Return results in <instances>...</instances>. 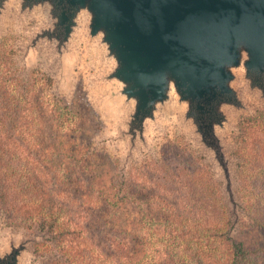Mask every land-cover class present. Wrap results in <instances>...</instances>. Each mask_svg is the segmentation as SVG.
<instances>
[{
  "label": "rangeland",
  "instance_id": "1",
  "mask_svg": "<svg viewBox=\"0 0 264 264\" xmlns=\"http://www.w3.org/2000/svg\"><path fill=\"white\" fill-rule=\"evenodd\" d=\"M10 18L0 27V86L9 88L7 95L0 90V100L10 98L19 104L21 119L16 126L22 130L39 128L33 122L43 110V150L30 146L29 155L17 152L15 157L38 176L43 204L49 202L56 209L57 202L69 200L64 214L84 225L71 229L70 237L92 253L85 259L64 250L62 238L69 233L60 238L57 228L7 225L0 216V245L9 239L29 242L23 255L25 264H110L115 242L122 238L144 246L161 245L163 239L157 231H169L177 214L227 211L235 216L230 225L235 230L241 227L244 212L262 209L255 205L260 196L255 181L264 182L261 105L250 102L248 114L236 116L232 129L223 136L231 169L229 192L215 163L173 114L128 159L130 146L114 138L119 111L106 97L108 86L95 80L99 66L89 48L84 44L77 47L60 80L46 48L41 45L29 53L37 22L30 20L17 29ZM65 167L71 171L65 173ZM106 196L123 200L119 205H107ZM158 215L166 221L156 219ZM185 221L190 230L194 225L210 224ZM119 225L124 234L115 231ZM261 243L264 246V239ZM95 246L105 255H99Z\"/></svg>",
  "mask_w": 264,
  "mask_h": 264
},
{
  "label": "water",
  "instance_id": "2",
  "mask_svg": "<svg viewBox=\"0 0 264 264\" xmlns=\"http://www.w3.org/2000/svg\"><path fill=\"white\" fill-rule=\"evenodd\" d=\"M8 16L17 29L37 22L29 53L46 48L60 80L77 47L89 48L99 66L95 80L108 86L119 111L114 138L130 146L128 159L173 114L229 192L223 136L250 102L264 108V0H0V27ZM36 120L43 130V110ZM223 212L225 236L245 239L255 229L250 240L263 245L254 212H244L235 230V216ZM28 243L5 241L0 264H25Z\"/></svg>",
  "mask_w": 264,
  "mask_h": 264
},
{
  "label": "trees",
  "instance_id": "3",
  "mask_svg": "<svg viewBox=\"0 0 264 264\" xmlns=\"http://www.w3.org/2000/svg\"><path fill=\"white\" fill-rule=\"evenodd\" d=\"M0 90L7 95V87L3 86ZM18 106L19 104L10 98L0 100V213L6 221L11 223H20L27 227L37 225L46 227L49 231L57 228L60 231V238L62 234L69 233L62 238V248L84 257L83 248L74 244L75 238L72 235L70 237L71 229L76 230L84 225L71 220L69 214H64V208L69 207V200L57 202L59 205L56 209H53L49 202L43 204V188L38 186L40 183L38 176L33 175L25 164L17 161L15 157L17 152L18 155L24 153L29 155L27 149L30 146L40 151L43 150L41 147L43 145L42 130L37 129L31 132L22 130L20 126L17 128L16 123H20L21 119V116L16 115V111L19 110ZM70 171L71 169L68 170L65 167V173ZM261 173L264 175V170ZM255 186L260 194L255 205L258 209L259 207L262 209L255 211L252 214L253 218L250 216L249 218L261 228L262 235L260 236L264 239V212H262L264 182L256 180ZM122 200V198L112 196L103 198L107 205L108 203L119 205ZM156 219L166 221L162 215L156 216ZM185 219L210 224L194 225L190 230L184 224ZM170 222L169 231L167 228L157 231V236L163 239L159 246H144L127 238L117 240L115 242L117 246L114 245L113 250L114 248L115 250L112 251L114 259L110 264H263L264 246H257L250 240L255 229H247L244 232L247 236L245 239L241 238L243 236L236 239L225 236L227 219L224 212L218 215L190 214V212L185 215L177 214ZM119 227L115 231L124 234L121 230L122 225ZM112 245L113 242L110 246ZM101 250L102 248H95L100 255L101 253L105 255V252Z\"/></svg>",
  "mask_w": 264,
  "mask_h": 264
},
{
  "label": "flooded vegetation",
  "instance_id": "4",
  "mask_svg": "<svg viewBox=\"0 0 264 264\" xmlns=\"http://www.w3.org/2000/svg\"><path fill=\"white\" fill-rule=\"evenodd\" d=\"M86 250H87V249H85V250L83 249V255H84L85 259L89 258V252H90V251H86ZM97 252H98V251H97ZM90 253H91V252H90ZM91 254H92V253H91ZM91 254H90V255H91ZM99 255H100V254H99Z\"/></svg>",
  "mask_w": 264,
  "mask_h": 264
}]
</instances>
